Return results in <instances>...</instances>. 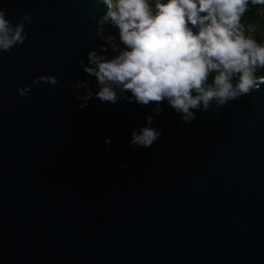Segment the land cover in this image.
<instances>
[{
	"label": "water",
	"instance_id": "obj_1",
	"mask_svg": "<svg viewBox=\"0 0 264 264\" xmlns=\"http://www.w3.org/2000/svg\"><path fill=\"white\" fill-rule=\"evenodd\" d=\"M3 6L32 23L0 58V264H264V85L187 124L165 104L161 138L133 148L151 107L80 109L69 87L86 78L104 6ZM41 75L59 83L31 87Z\"/></svg>",
	"mask_w": 264,
	"mask_h": 264
},
{
	"label": "clouds",
	"instance_id": "obj_2",
	"mask_svg": "<svg viewBox=\"0 0 264 264\" xmlns=\"http://www.w3.org/2000/svg\"><path fill=\"white\" fill-rule=\"evenodd\" d=\"M7 2L0 0V58L23 46L26 25L32 23L24 11L13 24L3 6ZM94 2L105 9L95 21L101 43L87 52V63L78 61L86 78L69 87L82 101L80 109L93 98L151 107L145 124L132 130L130 147H151L161 138L154 116L163 113L165 104L187 124L196 120L197 112L222 109L264 85V35L246 27L253 9L264 13V0ZM40 82L59 83L53 75H41L33 78L31 87ZM31 87L25 84L17 92L27 96ZM111 142L105 137V152ZM125 167L118 165L117 171Z\"/></svg>",
	"mask_w": 264,
	"mask_h": 264
},
{
	"label": "trees",
	"instance_id": "obj_3",
	"mask_svg": "<svg viewBox=\"0 0 264 264\" xmlns=\"http://www.w3.org/2000/svg\"><path fill=\"white\" fill-rule=\"evenodd\" d=\"M247 18L254 23H261L263 27L262 35H264V13L259 14V11L253 9V12L249 13Z\"/></svg>",
	"mask_w": 264,
	"mask_h": 264
},
{
	"label": "rangeland",
	"instance_id": "obj_4",
	"mask_svg": "<svg viewBox=\"0 0 264 264\" xmlns=\"http://www.w3.org/2000/svg\"><path fill=\"white\" fill-rule=\"evenodd\" d=\"M259 14H261V12H259ZM246 27L250 30V31H256L258 34L262 35V31H263V27L261 23H254L251 20H249L248 18L246 19Z\"/></svg>",
	"mask_w": 264,
	"mask_h": 264
}]
</instances>
